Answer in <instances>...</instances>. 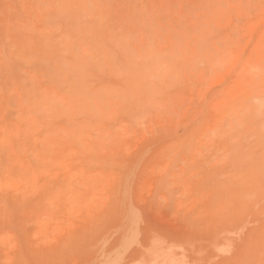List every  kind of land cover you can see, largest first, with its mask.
I'll return each mask as SVG.
<instances>
[{
	"label": "rangeland",
	"instance_id": "1",
	"mask_svg": "<svg viewBox=\"0 0 264 264\" xmlns=\"http://www.w3.org/2000/svg\"><path fill=\"white\" fill-rule=\"evenodd\" d=\"M109 260L264 264V0H0V264Z\"/></svg>",
	"mask_w": 264,
	"mask_h": 264
},
{
	"label": "bare ground",
	"instance_id": "2",
	"mask_svg": "<svg viewBox=\"0 0 264 264\" xmlns=\"http://www.w3.org/2000/svg\"><path fill=\"white\" fill-rule=\"evenodd\" d=\"M168 253H169V252H168ZM173 258H174V257H173ZM110 261H111V260H109V261H107V262H110ZM113 263H114V261H113V262L111 261V263H110V264H113Z\"/></svg>",
	"mask_w": 264,
	"mask_h": 264
}]
</instances>
